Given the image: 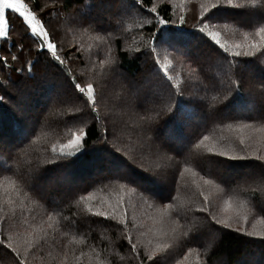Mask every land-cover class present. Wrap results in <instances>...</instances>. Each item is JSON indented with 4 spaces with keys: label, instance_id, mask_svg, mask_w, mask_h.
<instances>
[{
    "label": "trees",
    "instance_id": "trees-1",
    "mask_svg": "<svg viewBox=\"0 0 264 264\" xmlns=\"http://www.w3.org/2000/svg\"><path fill=\"white\" fill-rule=\"evenodd\" d=\"M90 1L94 0H63V6L65 7L63 15L65 19L71 21L78 19L81 15H86L95 22L98 26L96 30L88 27L87 24L83 26L72 25L71 28L76 35H81V31H83L82 35L87 36L91 33L90 30H93V34H101L102 37L97 40L99 42L94 41L92 43L95 53L99 55L96 60L99 59V61H96L94 65H87L83 59L85 51L76 45L77 40L74 37L71 41L68 37V33L70 36L74 34H71V28L61 27L60 30L62 31L59 35L61 36L59 39H63L61 58L68 59V61L66 60L68 63H65V61L63 63V73L53 65L50 54L46 55L38 52L32 39L25 35L21 19H18L16 14L11 17L12 39L9 41L8 47L12 48L13 54H18L13 44L19 41L25 46V51L19 54L20 60L16 62L11 61L9 56L10 67L0 70V82L8 85L6 90H0V95H5V91L14 92L7 77L10 72L12 79L20 75L15 72V68L25 67L26 61L38 60L41 64L36 65V70L40 68L39 66L44 69V71H41L42 75H37L36 80L31 81L34 84L26 81L27 84L32 86L29 89V99L35 103L33 106L28 105L33 107V114L27 112V119H19L21 117L19 112L17 113L12 107L11 109L9 107L12 106L11 102L0 104V113L3 114V120L0 121V139L3 140L5 147L20 145L12 159H8L7 154L0 156V175L1 177L10 175L13 180H17L21 185L20 188L23 192L19 195H28V200L17 197L19 209L16 210L13 217L7 216L8 218L6 217L5 221L7 229L10 227L14 230V234H19L14 239L11 236L12 241L20 242L22 240L21 245L23 248L20 250V257L26 259L27 264H140V259L134 257L127 235H125L130 231H127V228L123 225L118 224L116 220L104 221L102 217L88 214L85 209V202L83 204L79 201L81 195L94 194V191L100 188L102 194L93 196L87 202L94 209H98L104 205H99V202L104 203L106 201L108 203L109 200H112L111 195H113V192L117 196L124 189H130L133 192V197H135L136 191L139 194L142 192L140 189L137 190L135 186L120 188L119 185L123 182H116V186L108 189L109 181L102 178L109 173H107L108 170L99 153L90 152L84 160L74 164H69L67 160L62 161L61 163L64 166L61 168L42 164V168L46 167L51 170L41 174L54 176L51 183L43 182V186L40 187V190L49 198L63 192L76 193L70 201L63 202L59 208H55L46 200H39L35 197L26 187L24 180L21 179V174L26 171L27 166L40 160L37 158L39 152L43 154L42 157L45 161L51 159L53 156L52 146L56 145L58 151L60 144L66 143L73 132L83 127L80 122H73L69 119L76 107L80 105V102L69 99L74 97L75 93L71 83L65 80V75L70 78L75 77L76 82L82 84L92 83L96 87L99 100L97 107L101 120L98 124H95L90 118H85L88 120L91 129V134L87 138V146L92 147L95 145L99 129L105 123L108 124L110 129L115 123L117 139L114 141L113 150H121L117 152V155L127 156L133 161V165L136 164L135 167L139 165L155 171L157 165L162 166L167 174V181H171L172 175L175 174V184L171 188H169L168 183L165 185L166 187L152 185L155 192L166 197L171 191L174 198L177 192V182L187 181V184L183 183V189L181 188L187 206L192 207L190 204L198 200L197 187L204 186L209 189V198L213 200V206L216 209L218 208V200L215 197H226L228 200L225 198V202L230 200L236 203L238 205L236 210H242V214L264 219V211L254 207L253 201V195L258 198L261 187H264V171L258 167V170L254 172L253 177L263 175V181L260 182L245 181L246 176L243 177L242 174L236 171L228 179L227 174L221 170V166L215 165L216 167L210 168L212 163L211 153L206 149L207 146L213 145L217 150L228 151L230 155L238 153L246 156L244 159L229 161L232 162L233 165L231 166L234 169H242L243 166L249 164L257 166L264 163L258 161L256 157H251L252 161L247 160L249 159L248 155L251 153L255 156H264V142L262 141V135L258 132L259 128L264 129V118L260 116V113L264 111V103H262L264 95H262V88L259 83V81L264 80V64L260 63L261 60H264V57H261L260 53H256L255 56L238 58L256 60L255 65L249 66V71L246 73V82L242 87V91L245 93L251 92V99L249 101L241 98L240 101L224 110L222 115L213 116L210 114L209 108L216 105L213 97L217 96V92L201 90L203 87H207L201 75V67L203 66L206 73L214 74L217 80L223 83L229 69L217 53L213 52L207 45L201 44L197 39L190 38L183 41V47L188 52L187 56L170 48L167 50L158 49L159 59L155 53L148 54L151 36L156 31L154 20L156 13L152 15L146 13L149 9L155 7L160 17L170 21L175 20L178 23V17L182 14L178 12L172 3L166 0H140L143 12L131 15V24V20L129 21L127 18L129 15L123 13L121 9L111 13L110 18V15L102 14L99 9H96V3H94L95 7H90L92 6ZM182 1L185 5L183 15L186 19V27L191 32L192 26L197 22V17L200 15V5L207 4V1ZM25 2L37 12L38 18L43 20L45 27L50 32L48 23L51 15L42 13L43 5H40L41 1L25 0ZM233 4L245 6L246 0H233ZM73 6L77 7V12L70 11ZM118 12L121 13L120 19H117ZM216 15L218 22L214 23L213 30L220 32L221 42L226 43L228 47L242 41L245 32L255 31L262 23L259 17L248 15L240 7L225 8ZM115 18L117 20L114 22ZM120 20H122V23ZM149 20H152L153 23H147ZM234 21H239V23ZM115 23L116 26L113 27ZM113 28H115V31H111ZM133 30L136 32L133 33ZM22 37L23 39H21ZM105 41L107 43L110 41L113 47L114 61L112 60L110 65L104 67L100 62V58L106 53L103 45ZM0 43H3V41H0ZM125 43H128V45L125 46ZM108 49L109 47H107V52ZM4 54L7 55L8 53ZM75 59L81 60L83 67L81 70L74 66L70 67L69 64L73 63ZM157 60L159 64H157ZM164 64L168 65V74L173 78L170 82L174 86L172 89H169V82L166 81L161 71L160 66ZM79 72L83 76L81 80L78 78ZM235 72L234 65L231 69L233 79H236ZM85 73L87 77L91 78V81L84 77ZM141 73L145 75V78L141 80L142 82L133 81V78ZM27 74L25 71L24 75L27 76ZM59 77L65 82L66 88L57 91L55 85ZM156 88L159 90L156 94H159L163 101L159 105L160 108H163L164 103L167 102L168 92L179 89L183 92V97H178V99L181 100L182 109L186 110L182 112L179 119H168V114L165 111L162 112L159 119L152 121L158 129L156 133L157 142L171 144L176 149V151H160L156 155L159 156L157 161H153V154L141 153L139 147L143 141L139 129L142 125L147 127L140 117L145 115L154 116V113L144 111V107H152L153 105L149 103L144 107H137L136 98L138 96L139 100L143 101L144 96ZM110 89L111 93H109ZM112 93L115 95L111 96ZM156 94H153V96ZM196 95L203 97L208 107L196 101L185 102ZM108 97L114 99L110 100L109 103L107 101ZM5 100H9L8 96L5 97ZM62 101L68 102L63 103ZM112 103H114L113 106H111ZM122 110L125 111L124 114H121ZM129 112L132 114L128 116ZM118 114L121 116H118ZM124 115H127V117L125 118ZM105 116H110V119L105 121L103 119ZM25 121L27 122L25 123ZM66 122L67 126H65ZM243 125H248V127H243ZM85 130L88 131L89 129ZM205 135L209 139L201 143ZM241 138L244 139L243 145L240 144ZM34 150V157L27 156L28 154L31 155ZM169 157H172V159H168ZM26 158L30 159L31 162L26 164L24 162ZM44 160L40 161L43 162ZM8 169H11V171H8ZM181 173L183 174L181 175ZM201 176L212 179L213 184L204 185ZM221 179L227 181V183H221ZM249 182H252L251 185H249ZM142 183H148V181L145 180ZM47 188L49 189L47 190ZM145 194L143 193V196ZM133 197L131 200H133ZM160 200L166 203L173 201V199ZM190 207H187V212L179 213V217L175 215V211L172 213L169 222H174L176 232L179 235L176 236L173 246H170L169 249L157 248V245L163 244L153 243L151 237L155 235L150 236L151 242L147 244L141 240L138 241L134 236L132 243L137 244L138 250L145 257L153 251L159 258L167 256V264H171L175 258H178L177 255L190 244L197 250L198 262L191 261L189 264H233L234 261L242 259L245 254L253 255L251 245H246L248 241L257 242L264 248L263 237L248 236L238 233L235 229L217 230L219 226L208 230L214 232L215 237L212 235L211 238H208L206 235L200 239H193L183 236L182 233L187 230L189 221L199 215V213H193ZM176 217L179 219V223H176ZM203 217L204 214H201V218ZM52 218L58 221V225L61 227L59 231L48 226V223L52 222ZM122 218L127 220V216L117 214V220ZM40 222L44 224V228L41 230L36 226H30ZM162 233L164 234L160 236L163 243L166 234L165 232ZM19 246V244H13L14 248ZM0 249V264H17L18 259L22 260L20 257L16 258L14 253L10 255L11 250H5L3 247H0ZM255 259L248 264H264V253L256 254ZM144 264H151V262L145 260Z\"/></svg>",
    "mask_w": 264,
    "mask_h": 264
},
{
    "label": "snow or ice",
    "instance_id": "snow-or-ice-1",
    "mask_svg": "<svg viewBox=\"0 0 264 264\" xmlns=\"http://www.w3.org/2000/svg\"><path fill=\"white\" fill-rule=\"evenodd\" d=\"M112 3H118L121 6V11L127 15H132L133 11L137 14L143 12L142 6L140 5V0H110ZM250 5V7H249ZM90 7H95L92 5ZM240 7L242 11L247 12L248 15L257 16L262 22L261 26L255 29L254 35L248 32L243 34V39L240 42L234 43L231 47L226 46V43H222L220 39V32L214 31V23L218 22L217 13L225 8ZM201 11L199 17H197V22L192 26V31L190 32L186 27V19L184 15L178 17V23L175 20L170 21L159 16L157 9L152 7L146 13L147 15H152L156 13L154 17L156 31L151 36V43L148 49V54L156 53L158 49L167 50L174 49L176 52H180L182 55L187 56V49L183 47V41L186 39H197L201 44L207 45L213 52L217 53L219 57L223 59L225 64H227L229 73H226V78L223 83L217 80L214 74L206 73L203 66L201 67V75L207 84V87H203L202 91H216L217 96L213 97L216 101V105L209 108V112L213 116L222 115L224 110L228 109L231 105L240 101L241 98L245 100L251 99V92L245 93L242 91V87L246 82V73L249 71L250 65H255L256 60L238 59L240 57L255 56L256 53H260L261 57H264V0H246L245 6L234 5L233 0H207V4L200 5ZM214 10V11H213ZM13 14L17 15L18 19H21V23L24 26L25 35L32 39L39 53H44L46 55L50 54V60L53 65L58 67L60 72L63 73V59L58 54V46L53 43L51 35L41 18H38L37 12L29 7V4L25 0H0V70L5 67H10L9 56L11 61L16 62L20 60V55L25 51V46L21 42H16L13 47L17 49L18 54L12 53V48L8 47L9 41L12 39V22L11 17ZM121 13H117V19H120ZM122 23V20H120ZM239 23V21H234ZM72 23L77 26H83L85 24L93 30L97 29V25L94 21L90 20L86 15H81L78 19H73ZM147 23H153L152 20L147 21ZM251 26V25H248ZM23 39V37L21 38ZM4 53H8L5 55ZM144 54V53H141ZM231 57V59H230ZM25 67L15 68V72L19 73L15 79H12L11 72L7 77L9 84L14 89V92L5 91V95H0V104L11 102L15 108L16 112L21 113L19 119H27V106L29 99V89L32 87L27 84L26 81L36 80V65L39 63L38 60L26 61ZM264 64V60L260 61ZM157 64L159 61L157 60ZM235 65L236 79H233L231 69ZM161 67V71L167 82H169V89L174 86L170 84L173 79L172 76L168 74L169 68L167 64ZM27 72V76L24 72ZM65 80L71 83L73 91L75 93L74 97H70V100L79 101L80 105L76 107V110L69 117L73 122H80L83 127L79 128L76 132L70 135V138L66 143L59 145V150L57 151V146H52L53 156L51 159L46 161L37 160L34 164L27 166L26 171L21 174V179L24 180L26 187L37 197L39 200H46L55 208H59L60 205L65 201H70L75 195V192H63L56 196L49 198L42 190H40V185L38 184L39 174L42 172L50 171V168H42V164L53 165L56 168H61L64 165L62 161L67 160L69 164H74L78 161L84 160V158L90 152H97L103 158V163L106 166L109 175L103 177L102 179L108 180L109 183L112 182H123L120 183V188L125 186H135L137 189L142 190L146 193L149 198H160V199H174L171 195V191L167 197L162 196L160 193L153 190L152 185L160 184L162 182L168 183L169 188L175 184V174L172 175L171 181H167L166 172L164 168L157 165L156 170L144 169L142 167L137 168L133 166V161L124 156L117 155L120 149H114V141L117 139L116 135V125L113 123L110 129L108 124L105 123L99 129V135L96 138L95 145L92 147L87 146V138L91 134V129L88 120L85 118H90L92 122L98 124L101 120L99 115V109L97 107L99 100L98 94L96 92V87L92 83L82 84L76 82L75 77H69L65 75ZM39 83V82H37ZM262 88V95H264V80L259 81ZM8 85L0 82V90H6ZM8 96L9 100L6 101L5 97ZM102 98V93L100 94ZM178 97H183V92L179 89L170 90L167 94V102L164 103V107L160 108L159 105L163 103L159 94L153 96V94L148 93L144 96L143 101L136 98V106L144 107L149 103L153 105L152 107H144L146 113H154V116H141V121L147 125L141 126L139 129V134L143 137L142 143L139 145L141 153L148 152L153 155H158L160 151H176L171 144L168 143H158L156 133L158 129L152 123L154 119H159L162 112H167L168 119H179L182 115L181 100ZM196 101L197 103L204 104L208 107L206 101L203 97L196 95L190 97L188 101ZM67 103L68 101H62ZM264 103V101H262ZM261 118H264V111L260 113ZM227 118V117H223ZM105 121L110 119V116H105L103 118ZM3 120V114L0 113V121ZM67 126V122L65 123ZM94 126V125H93ZM243 127H248V125H243ZM85 129H89L86 131ZM151 133V135H150ZM27 139V137H25ZM208 136H204L203 141L208 140ZM23 143V141H21ZM240 144H244V139H240ZM20 148V145H15L11 147H5L4 142L0 139V156L7 154L8 159H12L14 154ZM211 153V160L216 166H224L228 164L229 161L236 159L229 154L228 151L220 149L214 151L213 149H208ZM168 159H172L169 157ZM244 159V157H241ZM258 161L264 162V156H257ZM262 171H264V163L257 165ZM11 171V169H8ZM183 173H181L182 175ZM204 185L213 184L212 179H207L204 176L200 177ZM148 181V183H142V181ZM221 183H227V181L221 179ZM200 196L202 197L201 205L199 208L200 214H206L203 218L199 215L189 221L188 228L182 233L183 236L200 239L208 234V230L219 226L217 230L232 229L235 225V230L238 232H246L248 236H259L264 237V231H256V222L251 225V231L245 229L244 225L248 223V216L237 212L235 215L223 216L214 211V206L209 198V195L205 194L203 190L200 191ZM92 199V194L88 193L87 196L81 195L79 201L85 202V209L88 214L96 217H102L104 221L116 220L118 224L123 225L125 228L128 226L126 219L117 220V214L120 208V201L117 202L115 206L109 205L108 209L98 208L94 209L90 203H87ZM254 207L261 211H264V187H261L259 197L253 195ZM230 202V200H229ZM165 207L169 210L174 209V205L168 203ZM123 215L126 216V213ZM176 216L179 217V212H176ZM51 218V217H50ZM264 223V219L259 221ZM100 223V221H98ZM176 223H179L177 219ZM173 234H175L176 229H172ZM8 242L5 240H0V246H3L5 250H11L9 253L15 254L16 258L21 256V253L13 247L12 237L9 236ZM130 248L134 257L140 259V264H144L145 260L151 262V264H167L168 257L159 258L156 256L155 251L147 254L145 257L137 248V244L132 243V237L129 234L127 236ZM168 248L169 246L157 245V248ZM191 251V249H189ZM17 264H27V260H17Z\"/></svg>",
    "mask_w": 264,
    "mask_h": 264
},
{
    "label": "rangeland",
    "instance_id": "rangeland-1",
    "mask_svg": "<svg viewBox=\"0 0 264 264\" xmlns=\"http://www.w3.org/2000/svg\"><path fill=\"white\" fill-rule=\"evenodd\" d=\"M40 1H41L40 5H43L42 13L47 14V15H51L50 22L48 23V26L51 30L49 33L51 35L53 43L57 44L58 54L61 56V54L63 52V48H62V45H63L62 40L63 39L62 40L59 39V38H61V36H59L61 34L60 31H62L60 29H61V27L71 28V26L74 24L72 23L71 20L64 18L63 12L65 10V7L63 6V2H62L63 0H40ZM166 1L172 3L175 6V8L178 10V12L181 13L182 15L185 13V5H184V2L182 0H166ZM90 3H92V5H94V3H96L97 4L96 9H99V11L102 14L110 15V18H111V13H114L115 11L121 9V6L118 3H112V2H110V0H94V1H90ZM76 10H77L76 6H73L70 8V11H73V13ZM133 14L136 15L137 13L135 11H133L132 15ZM127 18L129 19V21L131 20L130 22L132 24L131 15H129ZM116 20L117 19L115 18L114 22ZM116 23H118V22H116ZM116 23L113 27L116 26ZM71 30H72V28H71ZM112 30L115 31V28L111 29V31ZM90 31H91V33L89 35L83 36L82 35L83 31H81V35H76L75 31L73 32V30H72L71 34H73V33L74 34L72 36H70V34L68 33V37H69L70 41L74 37L77 40L76 45L85 51L83 59L86 61V64L87 65H94L96 63V61H99V59L96 60L97 58H99V57H97L99 55L95 53V49L93 48L92 43L94 41L99 42L97 40H100V38L102 36H101V34H98V33L93 34V32H92L93 30H90ZM132 32L134 33L136 31L133 30ZM254 32L255 31H249L248 32L250 34V37H251V35H254ZM113 38H114V36H113ZM101 42H103V41H101ZM73 43H75V42H73ZM103 45L105 47L106 53L102 55V58H100L101 59L100 62L105 67L106 65H110V62L112 60L114 61L113 55H112L113 47L111 46L110 41H109V43H107L105 41L103 43ZM127 45H128V43H125V46H127ZM107 47H109L108 52H107ZM155 55L159 59L158 51L155 53ZM62 59H63V61H65V63H68V62H66V60L68 61V59H65V57H63ZM39 64H41V63H39ZM66 65H68V64H66ZM69 65H70V67L74 66L75 68H78L79 70H81L83 68L81 65L80 59H75V61L73 63H70ZM39 67H40L39 69L35 70L36 76L42 75L41 71H44L42 66H39ZM84 77L88 78L91 81V78L87 77L86 73L84 74ZM78 78L80 80L83 78L81 72H79ZM142 78L143 79L145 78V75L143 73L139 74L136 78H133V81L134 80L135 81H141V80H143ZM57 79H58V81L56 82L57 86L55 85V88L57 89V91H60L64 88H66V84L63 81V79H61L60 77ZM29 83L34 84L31 81ZM149 92L151 94H156L157 92H159V90L156 88V89H153ZM109 93H111V89L109 90ZM114 95L115 94L112 93L111 96H114ZM29 98H30V95H29ZM113 99L114 98H112V97H108L107 101L110 103L111 102L110 100H113ZM34 104L35 103L33 100L28 99V105L33 106ZM113 105H114V103H112L111 106H113ZM9 107H10V109L12 107V109L15 111V108L13 105L9 106ZM185 110L186 109H183V111H185ZM27 112L33 114V107L27 106ZM124 113H125V111L122 110L121 114H124ZM131 114L132 113L129 112L127 115L129 116ZM19 115H21V113H19ZM119 115L120 114H118V116ZM127 115H124V117L126 118ZM26 122L27 121H25V123ZM259 129L260 130H258V132H259V134L262 135V138H263L262 141L264 142V129H261V128H259ZM96 147H98V145ZM209 148L213 149L214 151H218L217 148H215V146H213V145L206 147L207 150ZM34 152H35V150L33 152H31V155L28 154L27 156L34 157V155H35ZM42 156H43V154H41V152H39L37 158L40 160H44ZM231 156L236 157V159H240L241 157H246V156L240 155L238 153H236L235 155H231ZM248 156H249V159H247V160H250V161H252L251 157H257L253 153H251ZM125 157L127 158V156H125ZM158 158H159V156L158 157L156 155L152 156L153 161H155V160L157 161ZM24 162L27 164V163L31 162V160L26 158V161H24ZM212 164L213 163L210 164V168L213 166L216 167L215 164H213V165ZM135 165L136 164H134L133 166L135 167ZM231 165H233L232 162H228V164L221 166V170H223V172H225L227 174L226 177L228 179H230L231 174L232 173L234 174L235 173L234 171H236L237 173L242 174L243 177L246 176L245 181H252V182L253 181H257V182L263 181L262 180L263 175H258L257 177H253L254 172H256L258 170L257 166H255L253 164H249V165L243 166L242 169H239V168L234 169V168H232ZM136 167L140 168L141 166L138 165ZM142 168L146 169L145 167H142ZM108 175H106V176H108ZM53 178H54V176L51 177L48 174H46V176H44V174H39V179L37 182L40 185V187H42L43 182L51 183L53 181ZM252 182H249L250 183L249 185H251ZM183 183L187 184V181H182V182L178 181L177 182V190H176L177 192H176V195H175L173 201L171 202V204L174 205V209H172V210H169L165 207V205L168 203L163 202L157 198H149L147 194H145L143 196V192H141V194H139L136 191V194L134 195L135 197H133V192L130 189H124V191L117 194V196H115V194L113 192V195H111L112 200H109L108 203H106V201L104 203L99 202V205L104 204L103 207H101V208L108 209L109 205L115 206L117 204V202L120 201V208H119L118 215L121 216L122 214L126 213V216H127L126 221L128 222L127 231H130V232H127L126 234L125 233L124 234L127 236L129 234H132L133 235V236H131L132 238L135 236L138 241L141 240L146 244L150 243L151 238H152V241L155 244L158 243V244L168 245L169 246L168 248H164L165 250H167L170 248V246H173V243L176 240V236L179 235V233H177V232H175V234H173V232H172V229H174L176 226V225H174V222H172V223L169 222L170 221L169 219L172 218V213L174 211L175 212L178 211L179 213L187 212V207H190V206H187V204L185 203L186 198L181 193L182 192L181 188L183 189V186H184ZM165 185H167V183L162 182L160 184H155L154 186L166 187ZM113 186H116V182L110 183L107 186V188L110 189ZM20 187H21V185L17 182V180H13L10 175L4 176V177H1V175H0V240H5L6 242H8L7 238L9 236H13V239L15 237L19 236V234H14L13 233L14 230L11 229L10 227L7 229V226H5V221H6L7 216L13 217L16 213V210L19 209L18 205H17V197L18 196L22 197V198H26L28 200V195H26V194L25 195L24 194L19 195L23 192V190ZM48 189L49 188H47V190ZM201 190H203L205 192V194H207V195L209 194L208 188H206L204 186H198L197 187L196 193L198 194V200L196 202L193 201L192 204H190V205H192V207H190V208L193 211V213H195V214L199 213L198 210L200 208L201 200H202V197L200 196ZM101 194H102V190L100 188H97L94 191V194H92V197L93 196H99ZM227 195H229V194L227 193ZM50 197H53V195ZM132 197H133V200H131ZM115 198H117V199H115ZM215 198L218 200V205H217L218 208L216 209L214 207V211L219 213L220 215L231 216V215H235L237 212H239V213L242 212V210H236L238 208V205L236 203L231 202V201L225 202L226 197L225 198L215 197ZM226 199L228 200V198H226ZM211 201L213 203V200H211ZM80 202H82L84 204L83 201H80ZM213 205H214V203H213ZM199 215L201 217L200 213H199ZM204 215H206V214H204ZM248 218H249L248 223L244 225L246 230L251 231L252 230L251 229L252 223L256 222V231H258V232L264 231V223L259 222L261 219H259L257 217H250L249 215H248ZM176 220H177V217H176ZM41 222L31 224L30 226H36L39 230H41L42 228H44V224ZM48 226H50L51 228H54L56 231L57 230L59 231L61 228L58 225V221L55 220L54 218H52L51 223H48ZM235 227L236 226L234 225L232 229H235ZM46 228H47V226H46ZM26 231H28V230H26ZM136 231H138V232H136ZM162 232H165V234H166V239L164 240L163 243L161 242V236H160V235L164 234ZM238 233H242V234L247 235L246 232H238ZM152 235H155V236L150 238V236H152ZM212 235H213V237H215L214 232L208 231L207 237L211 238ZM154 239H156V241H154ZM11 242L13 244H19L20 245L19 247H16V249L19 250V252H20L21 248H23L21 245L22 240L20 242H17L16 240L11 241ZM246 245H251L253 255L250 256L248 254H245L242 259L234 261L233 264H244V263L248 264L249 262H251V260H256L255 259L256 254L260 255V254H262V252L264 253V248L261 247L260 244L257 242H249L248 241ZM0 247H3V246H0ZM189 249H191V251H189ZM177 256H179V257L175 258L171 264H189L191 261L198 262L197 250H195L191 244L187 245V247L185 249L183 248V251ZM20 259L23 260V258H21V257H20ZM221 264H223V263H221Z\"/></svg>",
    "mask_w": 264,
    "mask_h": 264
}]
</instances>
